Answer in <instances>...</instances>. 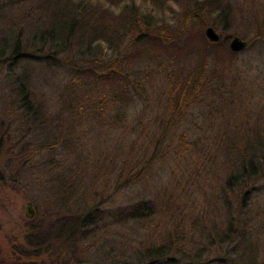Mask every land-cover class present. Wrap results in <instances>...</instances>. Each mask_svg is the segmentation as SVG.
<instances>
[{"label":"rangeland","instance_id":"374dc122","mask_svg":"<svg viewBox=\"0 0 264 264\" xmlns=\"http://www.w3.org/2000/svg\"><path fill=\"white\" fill-rule=\"evenodd\" d=\"M65 1L0 0V258L9 264H144L147 249L173 246L169 255L182 264V246L195 253L208 233L215 245L203 259L227 255L233 245L218 248L216 236L227 220L221 192L241 147L264 140V0H226L227 25L190 19L197 0H138L155 18L154 32L164 33L160 48L134 59L126 81L101 87L78 84L75 71L96 67L101 56L115 65L133 47L125 38L117 50L108 43L89 49L84 38L56 53L52 10ZM73 2L101 11L97 0ZM208 26L228 38L229 49L235 36L247 47L219 48L199 62L197 51L210 42ZM18 37L19 51L30 57L21 63L13 54ZM195 68L205 80L171 118L169 79ZM121 90L132 96L123 102L126 113L115 100ZM163 118L169 131L163 132ZM132 172L137 177L126 180ZM256 186L247 206L234 201L233 208H249L240 216L247 238L241 248L264 263V178ZM227 257L229 264L239 258Z\"/></svg>","mask_w":264,"mask_h":264},{"label":"trees","instance_id":"16d2710c","mask_svg":"<svg viewBox=\"0 0 264 264\" xmlns=\"http://www.w3.org/2000/svg\"><path fill=\"white\" fill-rule=\"evenodd\" d=\"M100 4L99 11H88L86 8L82 9L79 5L75 4L73 0H66L63 5H57L52 10V18L50 23V30L52 31L51 39L54 40L56 53L67 51L73 42L82 41L81 39L88 38L87 45L89 49L91 47H97L102 50L101 44L108 43L115 47V50L121 46L125 38H129V44L133 47L132 52L126 53L124 56L117 58V64L107 62L103 56L98 57L99 62L96 67L86 65L83 68H78L75 71V79L78 84L86 85L88 82L94 84L96 87L101 86H114L120 83H116L118 80L126 81L128 75L126 68H129L137 57L155 53L161 45L162 34L154 32L153 15L143 9L142 6L137 4L138 0H97ZM143 1V0H142ZM61 3V0H57ZM105 5V7L103 6ZM102 7V8H101ZM116 7H120L118 9ZM190 19L198 21L203 16L212 19H220V21L227 20V23L231 22V5L226 0H197ZM191 16V15H190ZM229 19V20H228ZM215 24V22H214ZM213 24V25H214ZM205 26V25H204ZM203 26V27H204ZM226 27V26H225ZM203 30V28H202ZM158 31V30H157ZM203 31H201L202 34ZM203 35V34H202ZM203 38H205L203 36ZM222 38V37H221ZM21 37H18V41L13 44V50L15 59L17 62L23 60H30V57L26 56V52L19 51L21 45ZM228 38L221 39L216 43H210L207 41L204 47L197 51L199 62L204 61L207 56H216L215 50L222 49V52H230L227 47ZM223 46V47H222ZM25 54L21 59L20 55ZM236 53V52H235ZM54 58V56H51ZM91 76V78H90ZM125 77V78H124ZM204 75L200 73V69H194L189 73H182L176 77H172L169 81L172 83L171 102L167 109L168 113H171V118L178 117L182 114V111L193 99V95L199 90L200 84L205 80ZM203 79V80H202ZM122 89H125L122 87ZM21 92L23 86L20 88ZM128 92V91H127ZM141 95L140 93H138ZM132 96L128 93L123 94L122 90L118 95L115 93L116 102H121L123 106V112H128V108L124 107L123 102L129 101ZM27 99V95L26 98ZM28 103V102H27ZM31 107H27V111H30ZM168 113H165L168 115ZM34 119H38V112H34ZM167 122L166 118L162 119V124ZM167 125V126H166ZM163 132L171 129V123H165L163 126ZM260 138V137H259ZM159 147L163 145L162 139L159 138ZM256 147H253V146ZM241 154L236 158V163L231 169V174L225 182L223 190L221 192L224 204L227 208V220L225 219V229L223 231L215 232L219 238L218 248H222L224 244L231 243L233 246L227 249V255L220 253L214 260H204L203 256L208 252V248H213L215 245V236L213 234H207V243L205 246L199 248V251L191 253L186 251L182 246V258L185 259L182 264H229L228 255H236V258L232 264H241L244 262L242 257H248L249 261L245 264H264L259 263L252 257L244 254L242 251V244L246 241V237L243 234L242 224H240L241 215L246 213L249 209L246 207L241 208L238 205L237 210L233 208L234 201H242V205H246V198L250 191L256 190L258 184L264 178V140L262 138L256 139L251 142L250 145L241 147ZM136 172H132L126 180L131 181L135 177ZM139 173V172H138ZM130 179V180H129ZM248 189V190H247ZM250 207V204L249 206ZM136 209V208H135ZM242 210H245L242 213ZM135 211V210H133ZM242 222V221H241ZM214 228V227H213ZM216 229V228H214ZM32 240H30L31 242ZM171 245V244H170ZM25 247V246H23ZM173 246H161L158 248H149L146 250L144 256V264H175L179 257L170 256ZM181 251L175 249V251ZM177 251V252H178ZM63 253L58 252L56 259L60 260ZM167 255V257H166ZM68 259V258H67ZM79 258L75 256L74 260ZM143 258H140L142 260ZM63 260V259H62ZM167 260V261H164ZM37 263V262H36ZM13 264H35L32 261L24 262L22 260L15 261Z\"/></svg>","mask_w":264,"mask_h":264},{"label":"water","instance_id":"95a60500","mask_svg":"<svg viewBox=\"0 0 264 264\" xmlns=\"http://www.w3.org/2000/svg\"><path fill=\"white\" fill-rule=\"evenodd\" d=\"M205 35L209 39L210 42H219L221 39V35L213 26H208L205 30ZM247 47V42L242 39L240 36H235L230 42V49L233 52H240ZM26 216L28 218H32L34 216V208L31 202H28L26 205ZM77 264H94L93 262H79Z\"/></svg>","mask_w":264,"mask_h":264},{"label":"flooded vegetation","instance_id":"af4514ba","mask_svg":"<svg viewBox=\"0 0 264 264\" xmlns=\"http://www.w3.org/2000/svg\"><path fill=\"white\" fill-rule=\"evenodd\" d=\"M8 261H9V260L6 259L5 257H1V258H0V264H9Z\"/></svg>","mask_w":264,"mask_h":264}]
</instances>
